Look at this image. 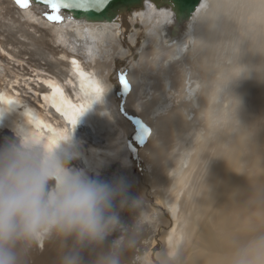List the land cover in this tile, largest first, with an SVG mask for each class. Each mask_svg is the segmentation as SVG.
I'll return each mask as SVG.
<instances>
[{"label":"bare ground","instance_id":"1","mask_svg":"<svg viewBox=\"0 0 264 264\" xmlns=\"http://www.w3.org/2000/svg\"><path fill=\"white\" fill-rule=\"evenodd\" d=\"M0 1V120L27 125L49 147L74 130L81 155L72 164L105 181H126L133 201L120 212L122 224L141 213L121 264H172L191 242L193 220L214 200L238 206L243 198L245 185L237 184L243 149L257 156L256 168L263 164L264 130L252 132L260 114L250 96L264 95V0H202L187 21L152 0L109 21L70 18L32 2L21 11ZM130 27L138 31L130 32L121 58L107 53L116 44L101 56L108 62L94 57L99 43L126 38ZM223 44L228 63L221 60ZM117 69L130 70L123 105L149 119L154 132L142 150L143 177L132 169V128L119 108ZM223 126L230 133L218 142ZM0 133L11 134L8 127ZM255 181L245 186L247 197L264 209V186L255 190ZM217 220L220 232L207 224L204 246L224 253L200 250L182 264H221L237 231L223 209ZM115 236L96 245L52 235L31 246L25 264H103Z\"/></svg>","mask_w":264,"mask_h":264},{"label":"clouds","instance_id":"2","mask_svg":"<svg viewBox=\"0 0 264 264\" xmlns=\"http://www.w3.org/2000/svg\"><path fill=\"white\" fill-rule=\"evenodd\" d=\"M3 127L11 134L0 139V264H25L31 246L52 235L102 245L121 231L120 212L133 201L128 185L72 164L81 155L74 130L49 147L25 124L0 120ZM238 231L221 264H264V209ZM123 249L115 236L103 264H121Z\"/></svg>","mask_w":264,"mask_h":264},{"label":"rangeland","instance_id":"3","mask_svg":"<svg viewBox=\"0 0 264 264\" xmlns=\"http://www.w3.org/2000/svg\"><path fill=\"white\" fill-rule=\"evenodd\" d=\"M9 1H10V4H9L10 8L14 7V8L19 9L21 11H23L24 8L28 4L27 2H24L23 4H18L17 0H9ZM1 2L2 1H0V3ZM252 4H254V3L252 2ZM7 5L8 4H5L6 7H7ZM20 6H21V8H20ZM22 6H23V8H22ZM2 16L3 15L0 14V18H2ZM5 22H6V19H5ZM8 22H9V20L7 19V23ZM153 24H155V22H153ZM17 25L21 26L20 22H18ZM49 28H51V27H48L47 29L49 30ZM55 30H57V27L55 28ZM125 30L127 31L128 29H125ZM135 30H137L136 27H133V28L130 27L129 35L126 38L121 33L120 39L117 38L116 35H114V36L110 37L109 40L103 44V46H101V44L99 43L100 46L97 45L94 49V50H96L94 52V57H97V59H100L101 62H108L110 60V58H108V59L101 58V56L106 55L107 53L108 54H114V58H116V59L121 58V53L126 51L125 49H122V47L125 46V44L127 42H129L130 32H132V35H133V34H135L134 33ZM141 38H142L141 40H143L145 38L144 31L142 32ZM124 39H126L125 43H123ZM91 43H93V41ZM111 44H116L117 47L108 51V48L111 46ZM106 51H108V52L105 53ZM227 51H228L227 44H223L221 53L222 54L224 52L225 53H224L221 60L223 62H226V63H228L226 61V58H225V54ZM122 65H124V64H122ZM116 73H117L116 74L117 76L115 75V78L119 77L118 81L116 80L118 85H119V88L117 89V93L119 91V93L121 94L120 100L118 101V102H120V103H118L119 108L123 112L122 118L126 122L128 121L127 123L129 125H131V128H132V132L129 134V136L127 138L128 139L127 141L131 142L130 147H131L132 159H133V163H134L132 169L136 175H139V177H143V171H145V169L143 170V168H146V169L148 168L147 167L148 159L146 157H144L146 155H144L142 150H144V146L147 145L148 141L151 139L154 132H153V129L149 123V119L147 121L142 119V117L139 114L131 113L124 106L126 104L125 100L127 99L128 95L131 93V89H132L131 81H130V79H128L129 78L128 75L130 73V70L127 69L126 71H124V70L122 71L120 69L119 70L117 69ZM217 77H219V76H217ZM123 79H126V80H123ZM42 83H44V82H42ZM120 88H121V90H120ZM201 88H202V86L200 85L198 90L201 91ZM260 90L262 91V88H260ZM200 97H201V94H200ZM250 98L252 99L251 104L254 105V107L258 111V114H260L255 120L256 129L252 131V132L257 134V133H260L264 130V116H263L264 115V109H262L263 104L261 103L263 101L261 99H264V95L252 94L250 96ZM258 100H260V101L257 103ZM198 102H199V99H198ZM158 107H160V106L158 105ZM165 109H166V107H165ZM165 109L163 111H165ZM225 126H223V128H222V132L218 138V142L222 138H224V140L226 141L225 137L227 134L230 133V130L227 128L225 129ZM262 135H263V133L261 134V136ZM3 137L4 136H2L0 133V138H3ZM223 142H221V143H223ZM247 143L249 144V141ZM258 154L261 156H264V144H262L261 152ZM256 158H257L256 155L250 154L249 148L243 149L241 159L237 163V165L239 166V173H242L238 176V182H237L238 186H239V184H242L245 186H250L249 183H253L254 179L256 180L254 183H257V184L256 185L254 184L252 188H254L255 190L258 191L260 189V187L262 188V186H264V175H263V173H264V168H263L264 158H263V164L259 168L255 167V166H259L256 164ZM245 186H243V191H242L243 198L239 202L238 206L230 205L229 203H226V202L222 201L221 198H219L217 200H214L208 206V208L205 210V212L202 216H197L193 220L194 227L192 230L191 242L189 243V246L186 249H181L177 252L176 261L173 260L172 264H182L185 261L182 258H186V257H188L194 253H198V252H200V250L206 251L205 253L209 252V253L218 254V255H221L222 253H224L223 250L217 251V252L207 250L204 246V244L206 243V236H207L206 231H205V226L207 224H209L211 227H213L215 229V231L220 232L219 228L216 226V222L218 221L217 220L218 209H223V211L226 213V218L229 220H233L235 222L234 225H235V229L237 231V233H235V235H241V233L238 230L242 229L245 226V221L252 215L253 209L257 211V209L260 205V201H259V203L257 202L255 206H254V203H249V197H247L248 192L246 191ZM130 197H132V196H130ZM129 204L131 205L132 203L130 202ZM245 208H247L248 211H247V215L243 216L242 209H245ZM137 213H138V215L134 216L135 217V223L132 224V222L130 221L126 224H122V228H121V231L119 232V235H123L124 243L126 240V236L128 234H130L131 231L136 230L137 220L142 218L140 215L141 213L140 212H137ZM138 252L144 253L143 250H138Z\"/></svg>","mask_w":264,"mask_h":264},{"label":"water","instance_id":"4","mask_svg":"<svg viewBox=\"0 0 264 264\" xmlns=\"http://www.w3.org/2000/svg\"><path fill=\"white\" fill-rule=\"evenodd\" d=\"M202 0H182L179 8H177L176 0H152V2L158 6H167L175 12V19L177 21L189 20L193 13L198 9ZM27 3L36 4L43 7H49L55 13L63 14L64 16H70V18L85 19L91 21H109L118 18L121 14L130 12L134 7L143 4L144 0H112L111 9L104 15L96 13H87L76 9H68L59 3L57 0V7H54L51 2L46 0H25Z\"/></svg>","mask_w":264,"mask_h":264},{"label":"snow or ice","instance_id":"5","mask_svg":"<svg viewBox=\"0 0 264 264\" xmlns=\"http://www.w3.org/2000/svg\"><path fill=\"white\" fill-rule=\"evenodd\" d=\"M25 0H17L18 4H23ZM46 2H51L54 7H57V0H46ZM182 0H176L177 8H179ZM65 8L76 9L87 13H96L99 15H104L111 9L112 0H59ZM50 19H60L59 16L49 17Z\"/></svg>","mask_w":264,"mask_h":264}]
</instances>
